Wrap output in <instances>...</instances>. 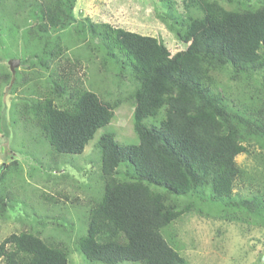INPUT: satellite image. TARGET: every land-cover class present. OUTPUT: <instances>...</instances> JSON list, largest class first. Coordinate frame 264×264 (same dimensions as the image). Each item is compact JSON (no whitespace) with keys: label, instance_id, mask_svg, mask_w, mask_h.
<instances>
[{"label":"trees","instance_id":"obj_1","mask_svg":"<svg viewBox=\"0 0 264 264\" xmlns=\"http://www.w3.org/2000/svg\"><path fill=\"white\" fill-rule=\"evenodd\" d=\"M78 1L0 0V136L19 124L29 145L49 146L54 165L83 153L121 104L85 84L78 70L86 58L115 72L120 85L131 84L139 142L101 134L99 184L74 245L24 221L0 242V264H68L73 249L104 264H190L170 229L184 214L264 227V194L236 191L244 174L239 154L264 168V0H183L181 8L176 0H152L158 19L184 45L175 50L154 35L79 19ZM5 58L21 67L13 74ZM6 94L9 110L1 112ZM10 172L22 175L18 160L0 173V217L17 208Z\"/></svg>","mask_w":264,"mask_h":264},{"label":"rangeland","instance_id":"obj_2","mask_svg":"<svg viewBox=\"0 0 264 264\" xmlns=\"http://www.w3.org/2000/svg\"><path fill=\"white\" fill-rule=\"evenodd\" d=\"M176 1L177 6L181 8L183 0ZM153 2L152 0H79L74 12L79 19L88 16L93 21L109 22L114 26L154 35L164 40L174 50L178 49L179 45L184 46L158 19ZM251 2L254 4L256 0ZM29 20L32 21L31 18ZM73 51L76 54L84 52L83 49L78 51L77 48ZM8 53L12 55L11 52ZM10 59L5 58L4 61L8 63ZM85 59L78 70L85 84L106 97L121 99V104L116 109L111 123L97 131L83 153H68L61 156L59 160L67 159L69 162L60 161L58 165H54V157L49 153V146L45 142L29 145L27 131L18 124L16 131L12 132L9 119L6 117L9 134L4 131L0 136V173L7 169L10 162L18 160L22 166V175L17 177L15 172H10L8 178L9 181L14 179L12 189L19 195L15 204L17 208L0 217V242L12 232L25 228L24 221H26L27 225L35 223L34 227L42 230L44 236H55L74 245L72 242L74 236L79 237L85 230L81 219L84 205L89 199L88 196L99 184L100 170L97 160L100 158V152L97 141L101 134L104 131H114L117 139L122 143L139 142V137L133 129V104L127 99L132 89L131 84L125 80L120 85L115 72L99 71L97 64ZM20 67L21 62L16 69ZM228 91L235 93L238 90L229 86ZM9 95L4 96L1 112L5 111L4 107L6 111L9 110ZM23 137L27 138L28 144L20 142ZM13 138L19 140L15 142ZM18 144L21 146L17 147ZM236 161L244 170V174L237 181L236 191L245 197L264 194V184L259 181L264 174V168L247 153L239 154ZM254 177L257 180H253ZM18 182H22L25 187L20 186ZM96 191L97 189L94 190ZM45 192L53 198H43ZM201 207L207 210L209 206L202 203ZM33 218L38 222L33 221ZM170 229L176 233L183 249L181 253L184 256L186 254L190 264H264V227L255 225L253 220L250 223H242L239 220L226 221L214 219L212 215L205 216L193 212L184 214ZM68 264L104 263L89 261L73 249ZM117 264L138 263L124 261Z\"/></svg>","mask_w":264,"mask_h":264},{"label":"water","instance_id":"obj_3","mask_svg":"<svg viewBox=\"0 0 264 264\" xmlns=\"http://www.w3.org/2000/svg\"><path fill=\"white\" fill-rule=\"evenodd\" d=\"M19 62H20V60L16 59V58L9 61L10 68H11L13 74L15 73V68L19 65Z\"/></svg>","mask_w":264,"mask_h":264}]
</instances>
